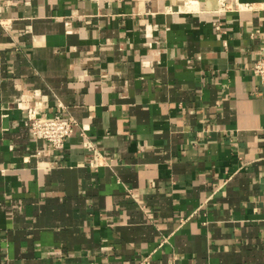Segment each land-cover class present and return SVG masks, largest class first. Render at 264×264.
<instances>
[{
	"label": "crops",
	"instance_id": "crops-1",
	"mask_svg": "<svg viewBox=\"0 0 264 264\" xmlns=\"http://www.w3.org/2000/svg\"><path fill=\"white\" fill-rule=\"evenodd\" d=\"M263 1L0 0V264H264Z\"/></svg>",
	"mask_w": 264,
	"mask_h": 264
},
{
	"label": "built area",
	"instance_id": "built-area-1",
	"mask_svg": "<svg viewBox=\"0 0 264 264\" xmlns=\"http://www.w3.org/2000/svg\"><path fill=\"white\" fill-rule=\"evenodd\" d=\"M224 10L225 6L223 4V0H219V7L217 11L223 13ZM214 27L219 30L218 24H215ZM250 71L258 80L264 94V55L258 57L251 64ZM25 124L29 127L30 133L35 140H42L47 146L57 149L62 147L67 138L70 137L73 131L74 120L70 116L61 117L59 115H55L48 119L40 118L36 116L32 108H27ZM97 160L98 154L95 152L91 160V165H96L98 163ZM142 263L143 261L139 264Z\"/></svg>",
	"mask_w": 264,
	"mask_h": 264
}]
</instances>
